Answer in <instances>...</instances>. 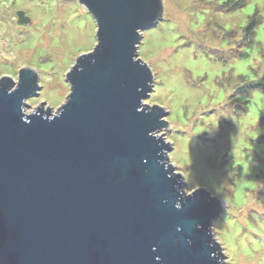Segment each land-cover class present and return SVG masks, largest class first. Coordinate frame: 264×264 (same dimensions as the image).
Returning a JSON list of instances; mask_svg holds the SVG:
<instances>
[{"label": "water", "instance_id": "1", "mask_svg": "<svg viewBox=\"0 0 264 264\" xmlns=\"http://www.w3.org/2000/svg\"><path fill=\"white\" fill-rule=\"evenodd\" d=\"M77 3L95 45L64 74L54 114L23 111L39 88L32 69L0 77V264H223L212 233L222 202L183 191L155 136L166 110L141 102L152 74L136 45L161 0Z\"/></svg>", "mask_w": 264, "mask_h": 264}, {"label": "rangeland", "instance_id": "2", "mask_svg": "<svg viewBox=\"0 0 264 264\" xmlns=\"http://www.w3.org/2000/svg\"><path fill=\"white\" fill-rule=\"evenodd\" d=\"M223 1L161 0V19L141 31L136 45V57L152 74V89L141 102L166 110L161 119L167 128L155 136L169 142L167 161L183 191L203 188L222 202L212 221L222 263L264 264V93L240 90L264 67V42L257 38L264 0H245L231 10ZM17 11L26 24L17 23ZM255 11L254 35L243 39ZM94 31L77 0H0V77L14 82L23 67L37 75L39 88L24 99V113L36 107L55 113L68 94L64 74L91 51ZM237 63H245L247 75L237 74Z\"/></svg>", "mask_w": 264, "mask_h": 264}, {"label": "trees", "instance_id": "3", "mask_svg": "<svg viewBox=\"0 0 264 264\" xmlns=\"http://www.w3.org/2000/svg\"><path fill=\"white\" fill-rule=\"evenodd\" d=\"M244 1L245 0H232V3L229 4L227 0H224L222 2V7L228 8L229 10H231L237 6L242 5ZM256 13L257 12L255 11L254 14L250 16V18H248L247 20V23L243 29V39H245L250 34L254 35V29L256 25L259 23V16ZM240 90L244 93H247V92L250 93L251 91H257L260 93H264V67L258 79H256L255 81H250V82L245 83L244 85L240 87ZM260 119L263 121V124H264V106H263L262 113L260 114Z\"/></svg>", "mask_w": 264, "mask_h": 264}, {"label": "clouds", "instance_id": "4", "mask_svg": "<svg viewBox=\"0 0 264 264\" xmlns=\"http://www.w3.org/2000/svg\"><path fill=\"white\" fill-rule=\"evenodd\" d=\"M262 7H264V5H262ZM247 9H249V7H247L246 8V10ZM252 13V12H251ZM246 15H248V14H246ZM260 15L261 16H264V12H261L260 13ZM224 19H228V20H230V19H232V17H223ZM260 41H262V42H264V25H261L260 27H259V29H258V37H257ZM253 54V56H255L256 55V53L255 52H253L252 53ZM245 63H251V61H247V62H245ZM245 63H237L236 65H235V67H236V69H237V74H241V73H243V74H245V75H247V73H245ZM218 74V73H217ZM221 95V100L223 99V94L221 93L220 94ZM260 100H261V96H260V94L259 93H257L256 94V103H259L260 102ZM256 110L255 109H253V112H255ZM199 131V130H198ZM251 186V185H250Z\"/></svg>", "mask_w": 264, "mask_h": 264}, {"label": "snow or ice", "instance_id": "5", "mask_svg": "<svg viewBox=\"0 0 264 264\" xmlns=\"http://www.w3.org/2000/svg\"><path fill=\"white\" fill-rule=\"evenodd\" d=\"M252 11H253V6H249V9L245 10L244 14H251Z\"/></svg>", "mask_w": 264, "mask_h": 264}]
</instances>
